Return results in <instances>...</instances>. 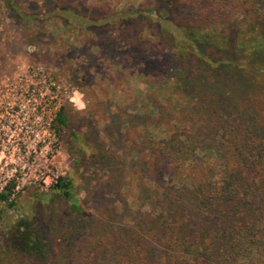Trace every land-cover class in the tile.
Segmentation results:
<instances>
[{
  "label": "trees",
  "instance_id": "obj_1",
  "mask_svg": "<svg viewBox=\"0 0 264 264\" xmlns=\"http://www.w3.org/2000/svg\"><path fill=\"white\" fill-rule=\"evenodd\" d=\"M6 4L32 26L41 21L23 14L19 0ZM58 4L46 17L66 28L79 23L91 48L108 52V72L118 66L135 74L154 53L151 73L182 95L184 106L173 115L182 127L156 141L145 116L128 115L104 131L87 121L85 134L71 132L77 168L93 149L95 206L88 212L73 179L58 178L50 192L70 210L59 248L43 231L40 198L38 215L11 233L17 254L47 261L55 250L72 255L82 244L86 264L257 263L264 251V0H158L119 15ZM121 52L126 63L135 58L132 67L120 62ZM66 110L56 113L54 130L68 128ZM131 187L141 196L134 208L119 199ZM15 189L13 181L5 184L0 205L15 206Z\"/></svg>",
  "mask_w": 264,
  "mask_h": 264
},
{
  "label": "rangeland",
  "instance_id": "obj_2",
  "mask_svg": "<svg viewBox=\"0 0 264 264\" xmlns=\"http://www.w3.org/2000/svg\"><path fill=\"white\" fill-rule=\"evenodd\" d=\"M157 1L69 0V3L84 9H110L119 15L127 10L153 8ZM19 2L23 14H37L41 21L32 26L34 22L27 23L24 15L8 10L6 0H0V191L9 181L19 186L15 189V206L0 205V264H86L82 244L72 255H59L55 250L56 254L47 261L35 255L17 254L11 233L18 224L24 226V219L38 215L36 204L41 198L43 231L51 232L55 249L59 248L62 227L70 218L69 202L46 189L49 176L71 177L73 192L85 209L90 212L95 206L92 200L97 195L92 178L100 171L89 159L93 149L89 146L88 162L77 168L70 148L79 143L71 132L85 134L87 121L104 131L110 122L117 123L128 115L145 116L150 136L159 141L174 133L177 125L182 127L173 121V115H179L184 101L174 90L173 82H165L151 73L155 67L149 64L156 62L152 58L154 53L150 61L139 65L135 74L118 66L108 72V52L104 53L102 47L91 48V36L78 27L79 23L66 28L61 19L46 17L53 6L58 11V0ZM121 54L120 62L132 67L135 58L130 57L131 61L126 63V54ZM155 72L165 74L163 70ZM75 98L84 103L83 109L71 101ZM61 107L67 109L70 122L67 129L56 131L52 122ZM168 112L172 114L171 120L165 122L163 118ZM139 193L131 187L119 199L127 200L134 208L141 197ZM191 241H195L193 236ZM259 253L255 264H264V251Z\"/></svg>",
  "mask_w": 264,
  "mask_h": 264
},
{
  "label": "built area",
  "instance_id": "obj_3",
  "mask_svg": "<svg viewBox=\"0 0 264 264\" xmlns=\"http://www.w3.org/2000/svg\"><path fill=\"white\" fill-rule=\"evenodd\" d=\"M71 101L75 104V106H78V102H81L80 100H77L76 98L71 99ZM49 178L51 179L50 181H48V180L45 181V186H46L47 190L51 189V187L57 183V180L60 177L53 175L52 177L49 176ZM16 189H19V186H17Z\"/></svg>",
  "mask_w": 264,
  "mask_h": 264
},
{
  "label": "clouds",
  "instance_id": "obj_4",
  "mask_svg": "<svg viewBox=\"0 0 264 264\" xmlns=\"http://www.w3.org/2000/svg\"><path fill=\"white\" fill-rule=\"evenodd\" d=\"M85 107L84 103L81 101L79 104H78V108L80 109H83Z\"/></svg>",
  "mask_w": 264,
  "mask_h": 264
}]
</instances>
